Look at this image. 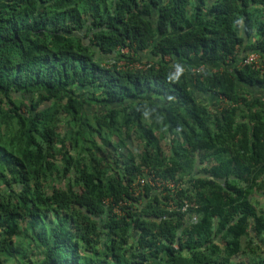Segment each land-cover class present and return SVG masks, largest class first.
Segmentation results:
<instances>
[{"label": "trees", "instance_id": "1", "mask_svg": "<svg viewBox=\"0 0 264 264\" xmlns=\"http://www.w3.org/2000/svg\"><path fill=\"white\" fill-rule=\"evenodd\" d=\"M251 87L264 0H0V264H264Z\"/></svg>", "mask_w": 264, "mask_h": 264}, {"label": "rangeland", "instance_id": "2", "mask_svg": "<svg viewBox=\"0 0 264 264\" xmlns=\"http://www.w3.org/2000/svg\"><path fill=\"white\" fill-rule=\"evenodd\" d=\"M248 89H249V91L251 93L264 97V91L263 90L256 89V88H253V87L248 88ZM95 107H94V109H95ZM126 143H127L126 144V146H127L126 150H130V151L133 150L135 152V154H137L139 152V150L142 149L143 143L139 139L138 133L136 132L135 128H132L130 130L129 135H128L127 140H126ZM163 146H165V148L168 149V146L165 145V143H164ZM257 197L260 200V204L264 205V198L262 196H260L259 194H257Z\"/></svg>", "mask_w": 264, "mask_h": 264}, {"label": "built area", "instance_id": "3", "mask_svg": "<svg viewBox=\"0 0 264 264\" xmlns=\"http://www.w3.org/2000/svg\"><path fill=\"white\" fill-rule=\"evenodd\" d=\"M122 51H127V48H123ZM240 63L243 64V65H246V64H252V65H254V66H256V67H261V66H262L261 61H260V56H259V54L256 53V52H251V53H248L247 55L243 56V57L240 59ZM193 70H199V69H198V68H193ZM193 70H192V71H193ZM140 180H141V182H144V181H145L144 178H141ZM150 182L153 183V181H152L151 179H150ZM161 183H163V182H161V181L158 180V184L161 185ZM168 185H169V186H173V183L170 182V183H168ZM186 206H187V205H185V206L183 207V209H185Z\"/></svg>", "mask_w": 264, "mask_h": 264}]
</instances>
